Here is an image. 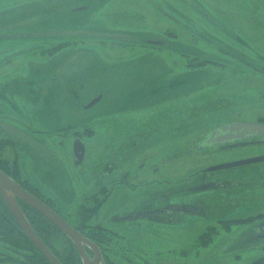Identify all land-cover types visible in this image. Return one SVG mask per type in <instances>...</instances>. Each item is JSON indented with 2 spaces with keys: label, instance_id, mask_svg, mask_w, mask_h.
<instances>
[{
  "label": "rangeland",
  "instance_id": "obj_1",
  "mask_svg": "<svg viewBox=\"0 0 264 264\" xmlns=\"http://www.w3.org/2000/svg\"><path fill=\"white\" fill-rule=\"evenodd\" d=\"M65 37L70 45L59 52L29 50ZM160 38L175 47L131 46ZM95 90L101 100L85 108ZM260 118L264 0H0V126L18 148L22 181L73 225L84 200L106 187L110 196L90 226L114 234L105 249L112 264L262 261L263 247L241 241L264 224L249 219L264 214V162L211 170L264 157V139L220 150L203 141L221 125ZM76 128L80 163L69 132ZM108 164L117 167L106 175ZM123 171L129 184L114 188L109 182ZM175 202L189 211L157 217L171 222L148 217ZM236 220L245 222L226 229ZM208 228L217 235L200 247Z\"/></svg>",
  "mask_w": 264,
  "mask_h": 264
},
{
  "label": "trees",
  "instance_id": "obj_2",
  "mask_svg": "<svg viewBox=\"0 0 264 264\" xmlns=\"http://www.w3.org/2000/svg\"><path fill=\"white\" fill-rule=\"evenodd\" d=\"M205 63L206 61L200 62L199 65H204ZM258 121L264 123V118H260ZM93 134V132L89 131L87 136L92 137ZM14 180L24 189L43 200V202H45L48 206L54 208L52 200L45 198L40 191L33 188L30 183L22 181V179L18 176L14 178ZM109 196L110 191L102 189L99 194L93 196L91 199L84 200L77 212V225L72 224L77 231L100 246L106 264H112L110 256L106 253L105 249L106 246L109 245L114 234L100 225L90 226V222L99 212L100 208L104 205ZM19 203L23 213L37 235L63 264H83L76 246L67 236H65L36 210L22 202ZM241 222H245V220L229 222V225H225L226 229H229L230 225L240 224ZM214 235H217L215 228H208V231H206L198 239L197 242L199 246L204 248L209 246V244L213 241L212 239ZM0 243L6 248L1 256L5 257L7 264H49L43 255L38 252L32 242L21 231L14 218L9 213L1 193ZM261 260L262 261L255 262L253 264H264V259Z\"/></svg>",
  "mask_w": 264,
  "mask_h": 264
},
{
  "label": "water",
  "instance_id": "obj_3",
  "mask_svg": "<svg viewBox=\"0 0 264 264\" xmlns=\"http://www.w3.org/2000/svg\"><path fill=\"white\" fill-rule=\"evenodd\" d=\"M84 9L78 8L74 11H82ZM96 92L93 96L94 99L89 103L85 108H91L96 105L100 100L103 94L99 93L100 91L95 90ZM91 96V95H89ZM88 96V97H89ZM222 134L216 136L214 131L211 133L208 138L203 141L207 145L219 146L227 140V143L234 141L230 147L237 146H248L253 142H246L252 138L263 137L264 136V124L260 123H228L223 125L221 128ZM75 159L77 162H82L85 157V147L80 140L75 141L74 146ZM264 162V157L253 158L246 161L236 162L232 164L222 165L213 168L211 171H217L222 169H229L233 167L249 165L254 163ZM0 193L3 198V201L9 211V213L14 218L15 222L21 229V231L26 235V237L32 242L35 248L40 252L43 257L48 261L49 264H63L53 252L45 245L41 238L37 235L25 214L23 213L19 201L30 206L38 213L43 215L52 225H54L58 230H60L65 236H67L76 246L79 255L81 257L83 264H106L102 255L100 247L91 241L89 238L85 237L74 227H72L63 217H61L57 212L50 208L45 202L34 196L32 193L24 189L19 183L5 174L0 170ZM186 211L185 208L182 209ZM264 229V224L260 225ZM254 233L257 234L260 232L259 228L253 229ZM264 236V231L258 233L256 237L252 238L253 242L261 240ZM89 249L93 253L91 258L87 253Z\"/></svg>",
  "mask_w": 264,
  "mask_h": 264
},
{
  "label": "flooded vegetation",
  "instance_id": "obj_4",
  "mask_svg": "<svg viewBox=\"0 0 264 264\" xmlns=\"http://www.w3.org/2000/svg\"><path fill=\"white\" fill-rule=\"evenodd\" d=\"M79 8H82L84 10L89 9V7H86V6L79 7ZM17 13L18 12H15L12 15L11 19L9 20V22L13 23L15 20H19V19H15V18H17ZM165 16L169 17L168 13L165 14ZM169 18H171L174 21V23L179 24V22H180V21H178L177 17L174 16V15L172 17H169ZM1 24L2 25L4 24L3 18H2ZM11 25H12L11 28H15L17 26L16 24H11ZM3 26H7V25H3ZM175 29H177V28H174V31H175ZM175 32L168 30L166 32L164 31L163 35H167V37H170L168 35H173V38H175L176 35H177ZM116 44L119 45V46H123L122 43H116ZM140 44H142V45L133 44L131 46L133 48L136 46V47H139L140 50L148 51L146 53H150L152 51H155V52H158V53H163V52L168 50V47H175L173 45L169 46V44H167V42H166V39H164V38H162V39L161 38L160 39H153V40L151 39L150 41H146L145 40L144 43H140ZM69 45H70V42H68V39L65 37L63 39V41H59L58 44L56 46H54L53 48H51V49H47V50H42L41 49L40 51H36L37 50V46H29L30 47L29 50L33 51V53H32L33 55H37L39 53H42V55H44L46 53H51L52 50L55 52L56 49H58L57 52H59L64 47H68ZM23 47L24 46H21V48H23ZM54 54L50 55L49 59L52 56H54ZM207 62L212 63V64H216L213 60L212 61L208 60ZM199 64L200 63H195V64L194 63H190V64H188V66L189 67H197ZM222 126L223 125L219 126L217 129L211 131L208 136H210L212 132L217 131V130L218 131L215 133L216 136H220V134L223 135V136L226 135L225 133L222 134V131L220 129ZM80 129L81 128H78V129L76 128L73 131L70 130L69 131L70 135L71 136L73 135L74 138H76V139H81L82 140V137L80 136L81 135L80 134V132H81ZM208 136L205 137L204 139L208 138ZM263 139H264V137L263 138L262 137H256V138H252L251 139L252 141H250V142H253V141L259 142V141H262ZM246 142H249V141H246ZM232 143H235V142L234 141H230L229 143H227V140H225L224 143H222L221 145L217 146V150L224 149V148H230V145H232ZM14 144H15V142L10 138V136H8L4 132L3 128L0 126V168L2 169V171L4 170L7 173V175H9L13 179L16 178L17 176L22 179V171H21L22 169H21V165L19 163L18 151H16V150H18V148H16L14 146ZM108 165L109 166H108V171H107L106 175H108L109 170L111 168H113V170H114L117 167V165H113V164H108ZM130 174L131 173L129 171H123L119 176H116V177L112 178L109 183L112 182V184L115 186L114 188H116V187L119 188L121 186H127L129 184L128 183L129 178H127V177L130 176ZM168 183L172 184L171 182H168ZM131 187L135 188L134 186H131ZM35 189H37V188H35ZM102 189H106V187H103ZM184 208H185L186 211L182 210ZM187 209H189V207L187 208V206L182 205V204H177L176 202L175 203H170V204H165L162 207H160L159 209H156V210L153 209V211H151V213L148 215V217L150 219L156 220V221L171 222V220L170 221L159 220V219H157V217L158 216H164V219H166L168 217L172 219L178 213L188 212ZM160 218H162V217H160ZM259 220H264V218L263 219H259ZM255 228H259L260 232H258V233H261L262 231H264V229L261 226L251 227L248 230V232L244 235V239L241 241L242 246L246 245V246H248L250 248H259V247H263L264 248V236H263V238L261 240L257 241V242H260V243L263 242L262 244H254L253 241H252V238L256 237V235H258V233L255 234L254 231H253V229H255ZM2 254H3V252L0 251V264H7L5 257L1 256Z\"/></svg>",
  "mask_w": 264,
  "mask_h": 264
}]
</instances>
